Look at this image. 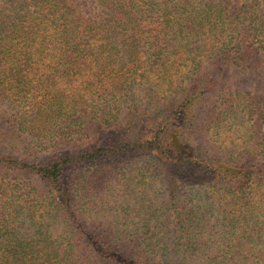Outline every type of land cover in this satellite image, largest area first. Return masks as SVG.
<instances>
[{"label": "trees", "instance_id": "obj_1", "mask_svg": "<svg viewBox=\"0 0 264 264\" xmlns=\"http://www.w3.org/2000/svg\"><path fill=\"white\" fill-rule=\"evenodd\" d=\"M1 103L0 264H264V0H0Z\"/></svg>", "mask_w": 264, "mask_h": 264}, {"label": "rangeland", "instance_id": "obj_2", "mask_svg": "<svg viewBox=\"0 0 264 264\" xmlns=\"http://www.w3.org/2000/svg\"><path fill=\"white\" fill-rule=\"evenodd\" d=\"M240 73L241 72L239 70H232L231 75L225 74V78L223 80L225 87L226 88H229V87L239 88L241 91L251 90V91L257 93L258 91H256V88H257L258 82L255 79L254 80H248L247 77L245 78ZM10 112H12L14 114L16 112V110L12 111V107H11V111H10L8 103H1L0 114L3 116V118H4V114H9ZM32 112L30 111V113H32ZM4 119L6 120V118H4ZM7 126H8V128L12 127V125H7ZM1 151L2 150L0 149V152ZM3 155L5 158V165L10 166L11 172H9V169L7 170V169H4L0 166V179L2 178V176L7 174L5 177L8 179L13 180V178H14V180H15V178L16 179L18 178L20 180H23V177H25L27 175V169L22 170L20 167L22 165L29 164V163H31L32 165H36L38 162V159L34 156H29V155L15 156V155L10 154L8 151H4ZM6 170L10 174H8L6 172ZM27 178H28V176H27Z\"/></svg>", "mask_w": 264, "mask_h": 264}]
</instances>
